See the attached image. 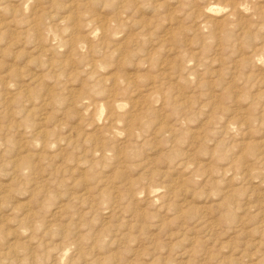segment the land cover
<instances>
[{
	"label": "rangeland",
	"instance_id": "1",
	"mask_svg": "<svg viewBox=\"0 0 264 264\" xmlns=\"http://www.w3.org/2000/svg\"><path fill=\"white\" fill-rule=\"evenodd\" d=\"M0 264H264V0H0Z\"/></svg>",
	"mask_w": 264,
	"mask_h": 264
}]
</instances>
